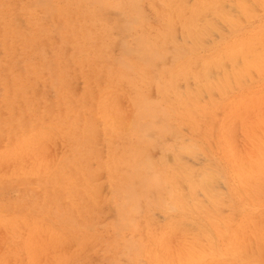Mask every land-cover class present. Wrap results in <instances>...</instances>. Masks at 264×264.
<instances>
[{"label": "rangeland", "instance_id": "374dc122", "mask_svg": "<svg viewBox=\"0 0 264 264\" xmlns=\"http://www.w3.org/2000/svg\"><path fill=\"white\" fill-rule=\"evenodd\" d=\"M31 1L0 0V264H264V0ZM136 95L156 115L139 120ZM106 108L128 127L115 131ZM136 152L152 176L132 180L135 202L111 173L131 175L122 158Z\"/></svg>", "mask_w": 264, "mask_h": 264}, {"label": "bare ground", "instance_id": "6f19581e", "mask_svg": "<svg viewBox=\"0 0 264 264\" xmlns=\"http://www.w3.org/2000/svg\"><path fill=\"white\" fill-rule=\"evenodd\" d=\"M24 1H25V0H24ZM38 1L40 2V0H38ZM42 1H43V0H42ZM48 1H50V0H48ZM77 1H78V0H77ZM77 1H76V2H77ZM115 1H116V0H115ZM122 1H123V0H122ZM30 2H33V1L30 0ZM30 2H29V3H30ZM36 2H37V0H36ZM45 2H46V1H45ZM50 2H51V1H50ZM65 2H66V0H65ZM70 2H71V1H70ZM74 2H75V1H74ZM74 2H73V3H74ZM83 2H84V1H83ZM100 2H101V1H100ZM102 2H103V1H102ZM109 2H110V0H108V4H109ZM112 2H113V1H112ZM117 2H118V1H117ZM117 2H115V3H117ZM119 2H120V1H119ZM119 2H118L117 4H120ZM127 2H128V1H127ZM23 3H25V2H23ZM34 3H35V2H34ZM48 3H49V2H48ZM77 3H78V2H77ZM91 3H92V1H91ZM129 3H130V4H129V5L127 4V5H128V7H131L132 0H131V2H129ZM30 4L33 5V3H30ZM37 4H38V3H37ZM46 4H47V3H46ZM58 4H60V3H58ZM65 4H66V3H65ZM88 4H89V1H88ZM93 4H94V2H93ZM95 4H96V3H95ZM110 4H112V3L110 2ZM117 4H115V5H117ZM125 4H126V2H125ZM132 4H133V3H132ZM159 4H160V3H159ZM28 5H29V4H28ZM81 5H82V4H81ZM83 5H84V4H83ZM115 5H114V3H113V6H114V7H116ZM135 5H136V4H135ZM135 5H132V8H135V7H133V6H135ZM209 5H211V4H209ZM1 6H2V5H1ZM40 6H41V5H40ZM52 6H53V4H52ZM52 6H51V7H52ZM55 6H56V5H55ZM66 6H67V5H66ZM86 6H87V5H86ZM91 6H92V5H91ZM94 6H95V5H94ZM103 6H104V3H103ZM105 6H106V5H105ZM113 6H112V7H113ZM205 6H206V5H205ZM205 6H204V7H205ZM23 7H25V5H24ZM29 7H30V6H29ZM38 7H39V6H38ZM44 7H45V6H44ZM47 7H49L48 4H47ZM59 7H60V6H59ZM61 7H62V6H61ZM71 7H73V5H72ZM71 7H70V8H71ZM110 7H111V6H109V8H110ZM181 7H182V5H181ZM3 8H4V6H3ZM3 8H2V9H3ZM32 8H33V7H32ZM41 8H42V7H41ZM56 8H57V7H56ZM62 8H63V7H62ZM68 8H69V7H68ZM68 8H67L66 10H68ZM86 8H87V7H86ZM94 8H95V7H94ZM173 8H174V6H173ZM179 8H180V7H179ZM25 9H26V8H25ZM44 9H46V7H45ZM52 9H54V8H52ZM80 9H81V8H80ZM90 9H91V7H90ZM90 9L88 8V11H90ZM92 9H93V6H92ZM112 9L115 10V8H112ZM119 9H120V8H119ZM119 9H118V10H119ZM122 9H123V8H122ZM135 9H136V10L139 9V5H137V7H136ZM23 10H24V8H23ZM26 10H28V8H27ZM32 10H33V9H32ZM42 10H43V9H42ZM48 10H49V9H47L46 11H48ZM57 10H58V9H57ZM59 10H60V9H59ZM69 10H70V9H69ZM69 10H68V11H69ZM71 10H72V9H71ZM81 10H82V9H81ZM116 10H117V9H116ZM131 10H132V9H131ZM179 10H180V9H179ZM182 10H184V9H182ZM182 10H180V11H182ZM200 10H201V9H200ZM4 11H5V10H4ZM50 11H51V9H50ZM50 11H48V12H50ZM68 11H67V12H68ZM82 11H83V10H82ZM92 11H93V10H92ZM128 11H129V9L127 10V8H126V12H128ZM137 11H139V10H137ZM137 11H135V12H137ZM0 12H2V10H1ZM56 12H57V11H56ZM70 12H73V11H70ZM70 12H69V14H70ZM119 12H121V11H119ZM122 12H125V9H124V11L122 10ZM197 12H198V9L195 10V13H197ZM15 13H16V12H15ZM64 13H66V12H64ZM73 13H74V12H73ZM73 13H72V14H73ZM78 13H79V12H78ZM131 13H132V12H131ZM21 14H22V13H21ZM23 14L25 15V13H23ZM26 14H27V13H26ZM50 14H51V13H50ZM61 14H62V12H61ZM74 14H75V13H74ZM125 14H126V13H125ZM127 14H129V13H127ZM1 15H2V14H1ZM57 15H60V14H57ZM62 15H63V14H62ZM96 15H97V16H102V12L99 11L98 13H96ZM120 15H121V13H120ZM135 15L137 16L138 13H137V14L135 13L134 16H135ZM28 16H29V15H28ZM65 16H66V15H65ZM69 16H70V15H69ZM86 16H87V15H86ZM89 16H92V15H89ZM121 16H123V13H122ZM132 16H133V15H132ZM136 16H135V17H136ZM5 17H6V16H5ZM29 17H30V16H29ZM42 17H43V16H42ZM45 17H46V16H45ZM57 17H58V16H57ZM119 17H120V16H119ZM123 17H124V16H123ZM129 17H131V16L129 15ZM40 18H41V17H40ZM63 18H65V17H63ZM69 18H70V17H69ZM72 18H73V17H72ZM91 18L93 19V17H91ZM101 18H104V17H101ZM125 18H126V16H125ZM132 18H134V17H132ZM34 19H35V18H34ZM43 19H44V18H43ZM46 19L48 20V18H46ZM73 19H74V18H73ZM76 19H78V18H76ZM76 19H75V20H76ZM80 19H81V18H80ZM82 19H83V18H82ZM86 19H87V17H86ZM120 19H121V18H120ZM127 19H128V18H127ZM190 19H191V20L186 19L185 21H186V23H187L188 32H189V33H192L193 24H194L195 22H194V17H192V18H190ZM3 20H4V19H3ZM44 20H45V19H44ZM47 20H46V23L48 24L49 21H47ZM62 20H63V19H62ZM62 20L59 19V21H62ZM95 20H96V19H95ZM32 21H33V20H32ZM50 21H51V20H50ZM68 21H69V19H68ZM71 21H72V20H71ZM81 21H83V20H81ZM105 21H106V20H105ZM120 21H121V23H122V22L124 21V18H123V21H122V20H120ZM5 22H6V21H5ZM5 22H4V23H5ZM9 22H10V21H9ZM11 22H12V21H11ZM42 22H44V21H42ZM42 22H41V23H42ZM73 22H74V21H73ZM83 22H84V21H83ZM85 22H86V21H85ZM128 22H129V26H130V25H131V24H130V23H131V20H127L126 23L123 22V25L126 26V24H127ZM1 23H2V22H1ZM6 23H7V22H6ZM12 23H13V22H12ZM46 23H44V24H46ZM51 23H53V22H51ZM54 23H55V22H54ZM58 23H59V22H58ZM58 23H57V24H58ZM60 23H62V22H60ZM64 23H68V22L65 21ZM88 23H90V22H88ZM102 23H103V22H102ZM104 23H105V22H104ZM2 24H3V23H2ZM38 24H40V23H38ZM44 24H43V25H44ZM57 24H56V26H57ZM69 24H70V23H69ZM8 25H9V24H7V27H9L11 24H10L9 26H8ZM14 25H15V23H14ZM41 25H42V24H41ZM50 25H51V24H50ZM103 25H104V24H103ZM123 25H122V26H123ZM0 26H2V25L0 24ZM56 26H54V27L56 28ZM59 26L62 27V25H60V24H59ZM65 26H66V25H64L63 27H65ZM71 26H72V25H71ZM82 26H83V24H82ZM88 26L90 27V24H89ZM122 26H121V27H122ZM38 27H39V26H38ZM54 27H53V29H54ZM66 27H70V25H69V26L67 25ZM92 27H93V26H92ZM106 27H107V26H106ZM126 27H127V26H126ZM126 27H125L124 29H126ZM16 28H17V27H16ZM46 28H47V27H46ZM99 28H100V27H99ZM117 28H118V27H117ZM128 28H129V27H128ZM128 28H127V29H128ZM0 29H1V28H0ZM12 29H13V28H12ZM14 29H15V28H14ZM19 29H20V28H19ZM33 29H35V28H33ZM36 29H37V28H36ZM40 29H41V28H40ZM53 29H52V30H53ZM67 29H68V28H67ZM69 29L71 30L72 27L69 28ZM69 29H68V31H69ZM97 29H98V28H97ZM100 29H102V28H100ZM105 29H106V28H105ZM129 29H130V28H129ZM6 30H7V29H6ZM60 30H61V29H60ZM95 30H96V29H95ZM106 30H107V29H106ZM200 30H201V29H200ZM1 31H2V30H1ZM4 31H5V30H4ZM12 31H13V30H12ZM53 31H54V30H53ZM64 31H65V32H68L66 29H65ZM71 31H72V30H71ZM71 31H69V32L71 33ZM93 31H94V30H93ZM101 31H102V30H101ZM128 31H129V30H128ZM201 31H202V30H201ZM20 32H21V31H20ZM20 32H19V33H20ZM39 32L41 33V30H40ZM57 32H58V31H57ZM102 32H103V31H102ZM1 33H2V32H1ZM23 33H24V32H23ZM23 33H21V35H22ZM40 33H39V34H40ZM70 33H69V34H70ZM28 34H29V33H28ZM37 34H38V33H37ZM45 34H46V33H45ZM50 34H51V33H50ZM50 34H49V36H51ZM56 34H57V33H56ZM56 34H55V35H56ZM58 34H59V32H58ZM58 34H57V35H58ZM61 34H62V32H61ZM61 34H60V35H61ZM73 34H74V33H73ZM94 34H95V32H94ZM194 34H195V33H194ZM199 34H200V33H199ZM57 35H56V36H57ZM67 35H68V34H67ZM70 35H72V34H70ZM70 35H69V36H70ZM97 35H98V34H97ZM99 35H100V34H99ZM1 36H2V35H1ZM1 36H0V37H1ZM3 36H4V35H3ZM3 36H2V37H3ZM16 36H17V35H16ZM62 36H63V34H62ZM62 36H61V37H62ZM75 36L78 37L77 35H75ZM2 37H1V38H2ZM4 37L6 38V36H4ZM23 37H24V35H23ZM23 37H22V38H23ZM25 37H26V35H25ZM47 37H48V36H47ZM47 37H46V38H47ZM76 37H75V38H76ZM83 37H84V36H83ZM83 37H82V39H83ZM124 37H125V35H124ZM124 37H123V38H124ZM5 38H2V39H5ZM11 38H12V37H11ZM20 38H21V37H20ZM64 38H66V37H64ZM72 38H73V37H72ZM92 38H93V37H92ZM99 38H101V35H100ZM197 38H198V37H197ZM68 39H69V38H68ZM68 39H67V40H68ZM85 39H86V38H85ZM85 39H84V40H81V41H85ZM87 39H88V38H87ZM124 39H125V38H124ZM141 39H142V38H141ZM141 39H140V41H141ZM18 40H20V39H18ZM21 40H22V39H21ZM39 40H40V39H39ZM64 40H66V39H64ZM71 40H72V39H71ZM90 40H91V39H90ZM115 40H116V39H115ZM3 41H4V40H3ZM5 41H6V40H5ZM5 41H4V42H5ZM16 41H17V40H16ZM16 41H15V44H16ZM40 41H41V40H40ZM60 41H61V40H60ZM60 41H59V42H60ZM74 41H75V40H73V42H74ZM81 41H80V42H81ZM112 41H113V40H112ZM119 41H120V40H118V42H119ZM92 42H93V41H92ZM123 42H125V40L122 41V44H124ZM146 42H148V41H146ZM13 43H14V42H13ZM119 43H120V42H119ZM141 43H143V42L141 41ZM3 44H4V43H3ZM92 44L94 45V42H93ZM116 44H117V42H116ZM122 44H121V45H122ZM8 45H9V44H7V46H8ZM77 45L80 47L82 44H80V43L78 42ZM93 45H92V46H93ZM95 45H96V44H95ZM126 45H127V43L125 42L124 47H125ZM137 45H138V44H137ZM7 46H6V47H7ZM63 46H64V45H63ZM139 46H140V45H139ZM145 46H146V45H145ZM145 46L143 45V47H145ZM149 46H150V45H149ZM0 47H1V46H0ZM64 47H65V46H64ZM79 47H77V48H79ZM104 47H106V46H104ZM126 47H127V46H126ZM131 47H132V46H131ZM131 47H130V48H125V49H127V50H125V49H123V50H125V52H126V51H128V49H129L128 52L131 53V52H130V51H131L130 49H133V47H132V48H131ZM134 47H135V46H134ZM146 47H147V46H146ZM7 48H8V47H7ZM62 48H63V47H62ZM81 48H82V47H81ZM86 48H87V47H86ZM88 48H90V47L88 46ZM96 48H97V47H96ZM135 48H136V47H135ZM135 48H134L135 51H137V50L139 49V48H137V49H135ZM141 48H142V47H141ZM141 48H140V52H141V50H142ZM149 48H151V46H150ZM177 48H179V47H177ZM180 48L182 49V51L184 50V48H182V47H180ZM145 49H146V48H145ZM145 49H143V53H144V50H145ZM153 49H154L153 51H155V48H153ZM160 49H161V48H160ZM94 50H95V49H94ZM104 50H105V49H104ZM134 50H132V52L136 53ZM162 50H163V48H162ZM230 50H231V49H230ZM105 51H106V50H105ZM105 51H104V52H105ZM146 51H147V50H145V52H146ZM148 51H149V50H148ZM150 51H151V50H150ZM153 51H152V53H153ZM178 51H179V50H178ZM63 52H64V51H63ZM108 52H109V50H108ZM155 52H156V51H155ZM163 52H165V50H164ZM179 52H180V51H179ZM230 52H231V51H230ZM58 53H59V52H58ZM72 53H73V52H72ZM96 53H97V52H96ZM138 53H139V50H138ZM138 53H137V54H138ZM148 53H150V52H148ZM166 53H167V52H165L164 55H166ZM56 54H57V53H56ZM60 54H62V53H60ZM73 54H75V53H73ZM125 54H126V53H125ZM125 54H124V55H125ZM141 54H142V53H141ZM141 54H140V55H141ZM150 54H151V53H150ZM229 54H230V53H229ZM64 55H65V54H64ZM69 55H70V54H69ZM99 55H100V54H99ZM124 55H123V56H124ZM142 55H143V54H142ZM142 55H141L142 58H141V57H140V58L144 60L145 64H147L148 62H150L149 60H148V62L146 61V60H147V56H146V55H145V56H142ZM147 55H148V54H147ZM151 55H152V54H151ZM158 55H159V54H158ZM108 56H109V55H108ZM149 56H150V55H149ZM149 56H148V57H149ZM153 56H154V55H152V58H155V56H154V57H153ZM156 56H157V55H156ZM51 57H52V56H51ZM53 57H54V56H53ZM65 57H66V56H65ZM65 57H64V58H65ZM68 57H70V56H68ZM100 57H102V56H100ZM138 57H139V55H138ZM157 57H158V56H157ZM157 57H156V58H157ZM161 57H163V56H161ZM168 57H169V56H167V58H168ZM55 58H56V57H55ZM57 58H58V57H57ZM112 58H113V57H112ZM117 58H118V57H117ZM119 58H121V56H119ZM125 58H127V57H125ZM125 58H124V59H125ZM149 58H150V57H149ZM149 58H148V59H149ZM152 58H151V59H152ZM95 59H96V58H95ZM122 59H123V58H122ZM122 59H121V60H122ZM137 59H138V58H137ZM157 59H159V58H157ZM160 59H161V58H160ZM58 60H59V59H58ZM64 60H66V59H64ZM68 60L71 61V59H68ZM72 60H73V59H72ZM111 60H112V59H111ZM111 60H110V61H111ZM113 60H114V59H113ZM125 60H126V59H125ZM128 60H129V59H127L126 61H128ZM154 60H155V59H154ZM98 61H99V59H98ZM126 61H125V63H126ZM162 61H163V60H162ZM64 62H65V61H64ZM73 62H74V61H73ZM115 62H116V61H115ZM138 62H141V61L139 60ZM151 62H152V61H151ZM153 62H155V61H153ZM65 63H66V62H65ZM65 63H64V64H65ZM68 63H69V61H68ZM74 63H75V62H74ZM93 63H94V62H93ZM106 63H110V62H106ZM117 63H118V62H117ZM117 63H116V64H117ZM123 63H124V62H123ZM125 63H124V64H125ZM203 63H204V62H203ZM203 63H202V64H203ZM58 64H61V63H58ZM58 64L56 65L57 67H58ZM94 64H95V63H94ZM97 64H98V63H97ZM97 64H96V65H97ZM111 64H112V63H111ZM149 64H150V63H149ZM152 64H154V63H152ZM156 64H157V62H156ZM202 64H201V65H202ZM46 65H47V64H46ZM46 65H45V66H46ZM91 65H92V64H91ZM99 65H100V61H99ZM107 65H109V64H107ZM112 65H113V64H112ZM117 65H118V64H117ZM138 65H139V64H138ZM143 65H144V64H143ZM193 65H194V64H193ZM193 65H192V66H193ZM245 65H246V64H245ZM76 66H77V65H76ZM81 66H82V65H81ZM81 66H80V67L77 66V67H79V68L81 69ZM119 66H120V65H119ZM139 66H140V65H139ZM149 66L152 67V65H149ZM153 66H154V65H153ZM194 66H195V65H194ZM246 66H247V65H246ZM129 67H130V66H129ZM135 67H136V65H135ZM145 67H146V66H145ZM147 67H148V66H147ZM147 67H146V68H147ZM118 68H119V67H118ZM118 68H117V70H118ZM122 68H123V67H122ZM125 68H128V67H125ZM132 68L134 69V67H132ZM153 68H154V67H153ZM36 69H37V68H36ZM51 69H52V68H51ZM58 69H59V67H58ZM60 69H61V68H60ZM91 69H92V68H91ZM95 69H96V67H95ZM123 69H124V68H123ZM135 69H136V68H135ZM180 69H182V68H180ZM206 69H207V68H206ZM206 69H204V70H202L201 72H199V73H198V76H204V75H205V72H206ZM43 70H44V68L42 69V71H43ZM56 70H57V68H56ZM56 70H54L56 74L54 73L53 69H52V72H53V74L58 75V74H57L58 72H56ZM124 70H125V69H124ZM144 70H145V69H144ZM149 70H150V69H149ZM149 70H148V72H149ZM157 70H158V69H157ZM22 71H23V70H22ZM37 71H38V70H37ZM98 71H99V70H98ZM125 71H126V70H125ZM134 71H137V70H134ZM139 71H140V70H139ZM153 71H156V70H153ZM181 71H182V70H181ZM237 71H238V70H237ZM18 72H19V71H18ZM33 72H34V70H33ZM33 72H32V73H33ZM50 72H51V71H49L48 73H50ZM108 72H109V71H108ZM118 72H119V71H118ZM118 72H117V73H118ZM137 72H138V71H137ZM151 72H152V71H151ZM235 72H236V71H235ZM242 72H243V71H242ZM21 73H22V72H21ZM21 73H20V74H21ZM23 73H24V72H23ZM85 73H86V72H85ZM96 73H97V72H96ZM114 73H115V72H114ZM117 73H116V74H117ZM120 73H121V70H120ZM122 73H123V72H122ZM152 73H153V72H152ZM152 73H151V74H152ZM154 73H155V72H154ZM24 74H25V73H24ZM36 74H38V73H36ZM41 74H42V73H41ZM94 74H95V73H94ZM131 74H132V73H131ZM135 74H136V73H135ZM139 74H140V73H139ZM141 74H142V73H141ZM143 74H144V73H143ZM156 74H157V73H155L154 76H157ZM45 75H46V73H45ZM63 75H64V74H63ZM152 75H153V74H152ZM18 76H19V75H18ZM24 76H25V75H24ZM34 76H35V75H34ZM48 76H49V75H48ZM48 76H47V77H48ZM60 76H61V75H60ZM117 76H118V75H116V77H117ZM131 76H132V75H131ZM138 76H139V75H138ZM150 76H151V75H150ZM236 76H237V74H236ZM36 77H37V76H36ZM44 77H45V76H44ZM89 77H90V76H89ZM119 77H120V76H119ZM135 77H136V76H135ZM139 77H140V76H139ZM141 77H142V76H141ZM147 77H149V76H147ZM159 77H160V76H159ZM111 78H112V77H111ZM47 79H49V77H48ZM89 79H90V78H89ZM96 79H97V78H96ZM112 79H113V78H112ZM114 79H115V81H116L117 78H114ZM114 79H113V80H114ZM134 79H135V78H134ZM142 79H144V78H142ZM38 80H39V79H38ZM49 80H50V79H49ZM49 80H48V81H49ZM57 80H58V79H57ZM98 80H99V79H98ZM100 80H101V79H100ZM113 80H112V81H113ZM51 81H52V80H51ZM51 81H50V82H51ZM112 81H111V82H112ZM123 81H124V79H123ZM126 81H127V80H126ZM56 82L59 83V82H61V80H59V82H58V81H56ZM56 82H55V83H56ZM97 82H98V81H97ZM128 82H129V80H128ZM133 82H134V81H133ZM154 82H155V81H154ZM168 82H169V81H168ZM61 83H63V82H61ZM157 83H158V82H157ZM20 84H21V83H20ZM159 84H160V83H159ZM162 84H163V82H162ZM15 85H16V84H15ZM15 85H14V86H15ZM17 85H18V83H17ZM17 85H16V86H17ZM33 85H34V84H33ZM51 85H52V84H51ZM59 85H61V84H59ZM64 85H65V84H64ZM52 86H54V84H53ZM26 87H27V86H26ZM30 87H31V86H30ZM30 87H29V88H30ZM159 87H160V86H159ZM169 87H170V86H169ZM13 88H14V87H13ZM24 88H25V87H24ZM29 88H28V89H29ZM61 88H63V87H61ZM171 88H172V87H171ZM17 89H18V88H16V90H17ZM20 89H21V88H20ZM20 89H19V90H20ZM22 89H23V88H22ZM64 89H65V88H64ZM66 89H68V88L66 87ZM136 89H137V88H136ZM172 89H173V88H172ZM11 90H12V89H11ZM11 90H10V91H11ZM30 90H31V89H30ZM163 90H165V89H163ZM163 90H162V91H163ZM6 91H8V89H7ZM10 91H9V92H10ZM12 91H13V90H12ZM17 91H18V90H17ZM60 91H61V90H60ZM65 91H66V90H65ZM136 91H138V89H137ZM143 91H144V90H143ZM168 91H169V90H168ZM9 92H7V93H9ZM14 92H16V91L14 90ZM67 92H69V91H67ZM110 92H111V91H110ZM140 92H141V91L139 90V93H140ZM165 92H166V91H165ZM165 92H164V93H165ZM173 92H174V91H173ZM176 92H177V91H176ZM7 93H6V94H7ZM61 93H62V92H61ZM69 93H70V92H69ZM74 93H75V92H74ZM74 93H73V94H74ZM133 93H134V92H132V94H133ZM167 93H168V92H167ZM174 93H175V92H174ZM64 94H66V93L63 92V95H64ZM165 94H166V93H165ZM60 95H61V94H60ZM70 95H71V94H70ZM70 95H69V97H71ZM175 95H176V94H175ZM28 96H29V95H28ZM166 96H167V95H166ZM181 96H182V95H181ZM7 97H9V96H7ZM7 97H5V98H7ZM60 97H61V96H60ZM65 97H66V96H65ZM74 97H75V96H74ZM76 97L78 98L79 95L76 96ZM177 97H178V96H177ZM62 98H63V97H62ZM145 98H146V97H145ZM28 99H29V98H28ZM73 99H74V98H73ZM6 100H7V99H6ZM6 100H4V101H6ZM8 100H10V97H9ZM8 100H7V101H8ZM65 100H66V99H65ZM70 100H71V99H70ZM68 101H69V100H68ZM71 101H72V100H71ZM76 101H77V100H76ZM76 101H75V104L77 103ZM132 101H133V102H132L133 107L135 108L134 111H135V113L137 114V117L139 118V120H141V119L146 120V118L151 117V114L153 115L154 111L157 110V109H154V107H153V106L155 105L154 103H153V104L151 103V104L153 105V106H152L153 109H151V107H148L147 104H145V99L142 97V95H139V96L136 95V97H135L134 99H132ZM146 101H147V98H146ZM150 102H151V101H150V98H149V102H148V103L150 104ZM8 103H10V102H8ZM8 103L6 104V103L4 102V104H6V105H8ZM107 103H108V102H107ZM4 104H3V105H4ZM27 104H28V103H27ZM68 104H69V103H68ZM75 104H74V105H75ZM149 104H148V105H149ZM151 104H150V105H151ZM74 105H72V106H74ZM150 105H149V106H150ZM29 106H30V105H29ZM157 106H158V105H157ZM8 107H9V106H8ZM10 107H11V106H10ZM70 107H71V106H70ZM72 108H73V107H72ZM157 108H158V107H157ZM87 109H88V108H87ZM89 109H90V108H89ZM118 109H119V108H118ZM65 110H66V108H65ZM78 110H79V109H78ZM84 110H85V109H84ZM153 110H154V111H153ZM67 111H68V108H67ZM105 111H106L105 117L108 119V121H109V120L111 121V127H112L115 131H119V130H121V129H124V128L128 127V125H127V126L125 125L126 123H123V122L120 120V119L122 118V116H121V118H120V116H118V113H121V112H115V110H114L113 108L110 109V110H108V109L106 108ZM117 111H118V110H117ZM151 111H152L153 113H152ZM158 111H159V110H158ZM160 111H161V108H160ZM78 112H79V114H80V112H82V111L79 110ZM78 112H77V113H78ZM155 113H156V112H155ZM155 113H154V114H155ZM158 113H159V112H158ZM160 113H161V112H160ZM61 114H62V113H61ZM61 114H60V115H61ZM71 114H72V113H71ZM74 114H75V113H74ZM81 114H83V113H81ZM86 114H87V113H86ZM88 114H89V113H88ZM101 114H103V112H101ZM163 114H164V113H163ZM51 115H52V114H51ZM54 115H55V114H54ZM57 115H59V114H57ZM62 115H64V114H62ZM66 115H68L67 112H66ZM116 115H117V116H116ZM155 115H156V114H155ZM155 115H154V116H155ZM161 115H162V114H161ZM73 116H74V115H73ZM82 116H83V115H82ZM87 116H88V115H87ZM91 116H92V115H91ZM157 116H159V115H157ZM157 116H156V117H157ZM162 116H163V115H162ZM164 116H165V114H164ZM64 117H66V116H64ZM74 117H75V116H74ZM132 117H133V116H132ZM135 117H136V116H135ZM152 117H153V116H152ZM160 117H161V116H160ZM160 117H159V118H160ZM166 117H167V114H166ZM59 118H60V117H59ZM70 118H71V117H70ZM77 118H78V117H77ZM123 118H124V117H123ZM157 118H158V117H157ZM162 118H163V117H161V121H159V122H162ZM169 118H170V117H169ZM55 119H56V118H55ZM64 119H65V118H63V121H64ZM68 119H69V118H68ZM75 119H76V118H75ZM131 119H133V118H131ZM131 119H130V121H131ZM136 119H137V118H136ZM136 119H135V121H134L135 123H136ZM153 119H154V118H153ZM39 120H40V119H39ZM50 120H51V119H50ZM57 120H58V119H57ZM86 120H87V119H86ZM149 120H151V119H149ZM149 120H148V122H149ZM67 121H68V120H67ZM75 121H76V120H75ZM87 121H88V120H87ZM120 121H121L123 124L120 123ZM123 121H124V120H123ZM130 121H129V122H130ZM141 121H142V120H141ZM146 121H147V120H146ZM154 121H155V119H154ZM154 121L151 120V122H149V123H151V126H152V127L154 126V123H153ZM156 121H157V119H156ZM164 121H165V120H164ZM41 122H42V119H41ZM46 122H47V121H46ZM69 122H72V121H69ZM131 122H132V121H131ZM137 122H138V120H137ZM148 122H143V123L141 124V126H142V128H143V126H144L145 133H146V131H147V133L150 134V132H148V131H149V130L151 131V128H152V127L149 128L150 125L148 124V126H149L148 129H149V130H147V127L145 128V126H147L146 124H147ZM157 122H158V121H157ZM159 122H158V123H159ZM61 123H62V122H61ZM64 123H65V122H64ZM64 123H63V124H64ZM73 123H74V122H73ZM50 124H51V123H50ZM129 124H130V123H129ZM152 124H153V125H152ZM155 124H156V123H155ZM161 124H162V123H161ZM166 124H167V123H166ZM2 125H3V124H2ZM45 125H46V123H45ZM57 125H58V124H57ZM60 125H61V124H60ZM64 125H65V124H64ZM64 125H63V126H64ZM85 125H86V124H85ZM87 125H88V124H87ZM37 126H38V125H37ZM40 126H41V125H40ZM55 126H56V125H55ZM61 126H62V125H61ZM61 126H60V127H61ZM158 126H159V125H158ZM31 127H32V126H31ZM33 127H35V126H33ZM49 127H50V126H49ZM70 127H72V125H71ZM76 127H77V126H76ZM78 127H79V126H78ZM80 127H81V126H80ZM87 127H88V126H87ZM136 127H137V126H136ZM159 127H160V126H159ZM166 127H167V126H165V130H167ZM35 128H36V127H35ZM35 128H34V129H35ZM46 128H47V127H46ZM74 128H75V127H74ZM83 128H85V127H83ZM90 128H92V126H91ZM94 128H95V127H94ZM137 128H138V127H137ZM142 128H141V129H142ZM156 128H157V126H156ZM161 128H162V127H161ZM167 128H168V127H167ZM41 129H43V128H41ZM41 129H40V130H41ZM51 129H52V128H51ZM57 129H58V127H57ZM61 129H62V128H61ZM65 129H66V128H65ZM65 129H64V130H65ZM68 129H69V128H68ZM68 129H67V130H68ZM75 129H76V128H75ZM85 129H87V128H85ZM133 129H134V127H133ZM133 129H132V130H133ZM138 129H140V127H139ZM153 129H154V127L152 128V130H153ZM44 130H45V129H44ZM55 130H56V129H55ZM142 130H143V129H142ZM142 130H141V131H142ZM159 130H160V129H159ZM29 131H30V130H29ZM47 131H48V130H47ZM47 131H46V132H47ZM53 131H54V130H53ZM65 131H66V130H65ZM65 131H63V132H65ZM71 131H72V130H71ZM74 131H75V130H74ZM86 131H87V130H86ZM107 131H108V130H107ZM127 131H128V130H127ZM130 131H131V130H130ZM135 131H136V130H135ZM141 131H140V132H141ZM153 131H154V130H153ZM160 131H161V130H160ZM162 131L165 132L163 129H162ZM48 132H49V131H48ZM54 132H56V131H54ZM72 132H73V131H72ZM76 132H77V131H76ZM80 132H82V131H80ZM83 132H85V131H83ZM154 132H155V131H154ZM154 132H151V133H154ZM27 133H29V132H27ZM33 133H34V132H33ZM112 133H113V132H112ZM117 133H118V132H117ZM117 133H116V134H117ZM122 133H123V132H122ZM135 133H136V132H135ZM145 133H144V134H145ZM158 133H160V132L158 131ZM74 134H75V133H74ZM86 134H87V133H86ZM89 134H91V133H89ZM105 134H106V133H105ZM140 134H141V133H139V135H140ZM144 134H142V135H140V136H143ZM155 134H156V133L153 134L154 138L156 137ZM26 135H28V134H26ZM36 135H37V134H36ZM145 135H147V134H145ZM150 135H151V134H150ZM162 135H163V134H162ZM87 136H88V135H87ZM148 136H149V135H148ZM151 136H152V135H151ZM153 136H152V138H153ZM35 137H36V136H35ZM68 137H70V136H68ZM143 137H144V136H143ZM26 138H27V137H26ZM73 138H74V137H73ZM150 138H151V137H150ZM156 139H157V138H156ZM69 140H70V139H69ZM71 140H72V139H71ZM73 140H74V139H73ZM144 141H145V140H144ZM154 141H155V139H153V142H154ZM72 142H73V141H72ZM76 142H77V141H76ZM76 142H75V143H76ZM79 142H80V141H79ZM96 142H97V141H96ZM100 142H101V141H100ZM73 143H74V142H73ZM86 143H88V142H86ZM91 143H92V142H91ZM78 144H79V143H78ZM141 144H142V143H141ZM147 144H148V143H147ZM153 144H154V143H153ZM73 145H74V144H73ZM94 145H95V143H94ZM145 145H146V144H145ZM89 146H91V144H90ZM95 146H96V145H95ZM151 146H152V145H151ZM93 148H94V147H93ZM95 148H96V147H95ZM129 148H130V147H129ZM70 149H72V148H70ZM85 149H87V148H85ZM96 149H98V148H96ZM96 149H95V150H96ZM15 150H18V149L16 148ZM80 150H81V149H80ZM68 151H69V150H68ZM72 151H73V149H72ZM88 151H89V150H88ZM88 151H87V152H88ZM90 151H91V150H90ZM97 151H98V150H97ZM69 152H70V151H69ZM69 152H68V153H69ZM78 152H80V151H78ZM93 152H94V151H93ZM93 152H92V153H93ZM128 152H129V151H128ZM71 153H72V152H71ZM83 153H84V152H83ZM85 154H86V153H85ZM90 154H91V152H90ZM95 154H96V153H95ZM130 154H131V153H130ZM66 155H67V154H66ZM66 155H65V156H66ZM83 155H84V154H83ZM67 156H68V155H67ZM71 156H72V155H71ZM94 156H95V155H94ZM71 158H72V157H71ZM144 158H145V157H144ZM69 159H70V158H69ZM69 159H68V160H69ZM74 159H75V156H74L73 160H74ZM122 159L124 160V161H123L124 163L128 164V165L132 168V170H133L132 172H133V173H132L131 175H123V174L121 175V174H119L118 172H116L115 169H114V172H115L116 174H115V173H113V174L111 173V175H112L113 177H115V180H117L120 184L123 183V185H124V184L127 183V185H126L127 187H126V186H125L126 188L123 187V188H125L126 192L123 193V194H124V197H123V196H122V197H123L124 199H129V200H132V201L134 200V201L136 202L137 199H140V200H141V198H140V197L138 198V196H139V195H138V192H137L135 189H133L135 186L133 187V186H132L133 183H131V182H132V180H134V179L140 180V181L142 182V183L140 182V184H143V185H141V186H144V189H145V188L147 187V185L149 184V183H147V182H148L147 180H148V177H149V174H150V173H146L148 170L145 171V167H142V166H141V165H142L141 161L144 160V159L141 158V156H140V152H136L135 155H129V156H127V157H123ZM150 159H151V158H150ZM70 160H71V159H70ZM80 160H81V159H80ZM82 160H83V159H82ZM117 160H118V158H117ZM75 161H76V160H75ZM75 161H73V162H75ZM78 161H79V160H78ZM118 161H119V160H118ZM60 162H61V161H60ZM142 162H143V161H142ZM55 163H56V162H55ZM75 163H76V162H75ZM79 163H80V161H79ZM81 163H82V162H81ZM69 164H70V163H69ZM166 164H167V163H166ZM47 165H48V164H46V166H47ZM65 165H66V164H65ZM80 165H81V164H80ZM50 166H51V165H49L48 167H50ZM54 166H55V165H54ZM54 166H53V167H54ZM84 166H85V165H84ZM115 166H117V165L115 164ZM166 166H167V165H166ZM53 167H52V168H53ZM67 167H69V166H67ZM80 167H81V166H80ZM80 167L78 168V170L80 169ZM147 167L149 168L150 165H148ZM154 167H155V166H154ZM164 167H165V166H164ZM44 168H45V167H44ZM44 168H43V170H44ZM57 168H58V167H57ZM69 168H70V167H69ZM114 168H115V167H114ZM54 169H55V168H54ZM54 169H53V170H54ZM76 169H77V168H76ZM76 169H75V170H76ZM149 169H150V168H149ZM162 169H163V168H162ZM30 170H31V169H30ZM33 170H34V168H33ZM67 170H68V169H67ZM124 170H125V169H124ZM28 171H29V170H28ZM45 171H46V170H45ZM64 171H65V170H64ZM153 171H154V170H153ZM162 171H163V170H162ZM33 172H34V171H33ZM53 172H54V171H53ZM74 172H75V171H74ZM124 172H125V171H124ZM45 173H46V172H45ZM66 173H67V172H66ZM70 173H71V172H70ZM87 173H88V172H87ZM125 173H126V172H125ZM151 173H152V172H151ZM43 174H44V173H43ZM76 174H77V172H76ZM90 174H91V173H90ZM164 174H165V172H164ZM37 175H38V174H37ZM49 175H50V174H49ZM68 175H69V174H68ZM68 175H67V176H68ZM77 175H78V174H77ZM77 175H76V176H77ZM150 175H151V174H150ZM165 175H166V174H165ZM42 176H43V175H42ZM151 176H152V175H151ZM151 176H150V177H151ZM153 176H154V174H153ZM58 177H59V176H58ZM74 177H75V176H74ZM165 177H166V176H165ZM16 178H17V177H16ZM20 178H21V177H20ZM20 178H19V180H20ZM40 178H41V177H40ZM40 178H39V179H40ZM67 178H68V177H67ZM71 178H73V177L71 176ZM151 178H152V177H151ZM166 178H167V177H166ZM14 179H15V178H14ZM23 179H24V178H22V180H23ZM46 179H47V178H46ZM58 179H59V178H58ZM85 179H86V178H85ZM85 179H84V180H85ZM152 179H153V178H152ZM167 179H169V178H167ZM17 180H18V179H17ZM41 180H42V179H41ZM65 180H66V179H65ZM137 180H136V181H137ZM6 181H7V180H6ZM36 181H37V180H36ZM67 181H68V180H67ZM149 181H150V180H149ZM171 181H172V180H171ZM28 182H29V181H28ZM37 182H38V181H37ZM37 182H36V183H37ZM61 182H62V181H61ZM92 182H94V181H92ZM118 182H116V183H118ZM134 182H135V180H134ZM152 182H153V181H152ZM34 183H35V182H34ZM78 183H79V182H78ZM130 183H131V184H130ZM153 183H154V182H153ZM93 184H94V183H93ZM146 184H147V185H146ZM10 185H11V184H10ZM14 185H15V184H14ZM23 185H24V184H23ZM30 185H31V184H30ZM49 185H50V184H49ZM54 185H55V184H54ZM63 185H64V184H63ZM79 185H80V184H79ZM123 185H122V186H123ZM149 185H151V181H150V184H149ZM15 186H16V185H15ZM17 186H18V185H17ZM17 186H16V187H17ZM51 186H52V185H51ZM60 186H61V185H60ZM66 186H69V185H66ZM91 186H92V185H91ZM91 186H90V187H91ZM114 186H115V185H114ZM24 187H25V185H24ZM53 187H54V186H53ZM53 187H51V189H52ZM71 187H72V186H71ZM151 187L153 188V186H151ZM155 187H156V185H155ZM159 187H160V186H159ZM31 188H32V187H31ZM48 188H49V187H48ZM72 188H74V187H72ZM120 188H121V187H120ZM123 188H122V189H123ZM45 189H46V188H45ZM49 189H50V188H49ZM67 189H70V188L67 187ZM67 189H65V190H67ZM75 189H76V188H75ZM77 189H78V187H77ZM111 189H112V188H111ZM114 189H115V187H114ZM150 189H151V188H150ZM150 189H149V186H148V189H146V190H150ZM71 190H72V189H71ZM116 190H117V191H116ZM116 190H114V191H116V194H117V192H118V187H117ZM134 190H135V191H134ZM146 190H144V191H146ZM51 191H52V190H51ZM63 191H64V190H63ZM109 191H110V190H109ZM123 191H124V189H123ZM155 191H156V192L158 191L157 188H155ZM155 191H153V192H155ZM47 192L49 193V191H47ZM67 192H68V191H67ZM141 192H142V191H141ZM149 192H150V191H149ZM158 192H159V191H158ZM22 193H23V192H22ZM145 193L147 194L148 192L146 191ZM20 194H21V192H20ZM38 194H39V193H38ZM45 194H46V192H45ZM55 194H57V193H55ZM143 194H144V193H143ZM146 194H145V195H146ZM150 194H151V193H150ZM32 195H33V194H32ZM47 195H48V194H46V196H47ZM73 195H75V194H73ZM141 195H142V193H141ZM141 195H140V196H141ZM148 195H149V194H148ZM148 195H146V196H148ZM152 195H154V194H152ZM160 195H161V194H160ZM160 195H159V196H160ZM18 196H19V195H18ZM69 196H70V195H69ZM82 196H83V195H82ZM112 196H113V195H112ZM37 197H40V198H41L42 196H37ZM61 197H62V195H61ZM79 197H80V196H79ZM120 197H121V196H120ZM150 197H151V196H150ZM22 198H23V197H22ZM57 198H58V197H57ZM111 198H112V197H111ZM153 198H154V197H152V198H150V199H153ZM161 198H162V197H161ZM24 199H25V198H24ZM38 199H39V198H38ZM53 199H54V198H53ZM150 199H149V201H151ZM21 200H22V199H21ZM40 200H41V199H40ZM74 200H75V199H74ZM111 200H112V199H111ZM121 200H122V199H121ZM129 200H128V201L125 200V201L129 202ZM142 200H143V198H142ZM153 200H154V199H153ZM18 201H19V200H18ZM49 201H50V200H49ZM57 201H58V200H57ZM59 202H60V201H59ZM127 202H125V203H127ZM43 203H44V200H43ZM55 203H56V202H55ZM133 203H134V202H133ZM137 203H138V202H137ZM127 204H128V203H127ZM129 204H130V202H129ZM66 205H67V204H66ZM124 205H126V204L123 203V206H124ZM132 205H134V204H132ZM135 205H136V204H135ZM137 205H138V204H137ZM137 205H136V209H137ZM39 206H40V205H39ZM45 206H46V205H45ZM138 206H139V205H138ZM114 207H115V205H114ZM124 207H125V206H124ZM131 207H133V206H131ZM134 207H135V206H134ZM16 208H17V207H16ZM16 208H15V209H16ZM35 208H36V207H35ZM35 208H34V209H35ZM39 208H40V207H39ZM46 208H48V207H46ZM66 208H67V207H66ZM68 208H69V207H68ZM32 209H33V208H32ZM36 209H38V208H36ZM114 209H115V208H114ZM127 209H128V208H127ZM134 209H135V208H134ZM3 210H5V208H4ZM3 210H1V211H3ZM70 210H71V209H70ZM33 211H34V210H33ZM124 211H125V209H124ZM127 211H128V210H126V212H127ZM7 212H8V211H7ZM36 212H37V211H36ZM69 212H70V211H69ZM32 213H33V212H32ZM40 213H41V212H40ZM49 213H50V212H49ZM57 213H58V212H57ZM57 213H56V214H57ZM59 213H60V212H59ZM61 213H62V212H61ZM70 213H71V212H70ZM121 213H122V211H121ZM15 214H16V213H15ZM51 214H52V212H51ZM64 214H65V213H64ZM72 214H73V212H72ZM122 214H123V213H122ZM132 214H133V213H132ZM132 214H131V215H132ZM8 215H9V214H8ZM42 215H43V214H42ZM70 215H71V214H70ZM16 216H17V215H16ZM71 216H73V215H71ZM43 217H44V216H43ZM50 217H51V216H50ZM66 217H67V214H66ZM66 217H65V218H66ZM119 217H122V216H119ZM39 218H40V217H39ZM41 218H42V217H41ZM46 218H48V217H46ZM54 218H57V217H54ZM54 218H53V219H54ZM59 218L61 219L62 217H59ZM68 218H69V217H68ZM75 218H76V217H75ZM8 219H10V218H7V220H8ZM62 220H63V219H62ZM9 221H10V220H9ZM41 221H42V220H41ZM49 221H50V220H49ZM55 221H56V220H55ZM5 222H6V221H5ZM56 222H59V221L57 220ZM75 222H76V221H75ZM3 223H4V222H3ZM7 223H8V222H7ZM41 223H42V222H41ZM45 223H47V222H45ZM49 223H50V222H49ZM62 223H63V222H62ZM69 223H70V222H69ZM119 223H120V222H118V224H119ZM126 223H127V222H125V224H121V225H124V226L127 225V226H128V224H126ZM70 224H71V223H70ZM73 224H74V223H73ZM80 224H81V223H80ZM9 225L11 226V224H9ZM63 225H64V224H63ZM121 225H120V226H121ZM10 226H9V227H10ZM13 226H14V225H13ZM40 226H41V225H40ZM77 226H78V224H77ZM77 226H76V227H77ZM124 226H123V227H124ZM15 227H16V225H15ZM57 227H60V225L56 226V228H57ZM63 227H66V226H63ZM121 227H122V226H121ZM121 227H120V228H121ZM118 228H119V227H118ZM120 228H119V229H120ZM124 228H125V227H124ZM122 229H123V228H122ZM12 230H15V229L12 228ZM36 230H37V229H36ZM63 230H64V229H63ZM67 230H68V228H67ZM15 231H16V230H15ZM73 231H74V230H73ZM11 232H12V231H11ZM50 232H51V231H50ZM69 233H70V232H69ZM49 234H50V233H49ZM49 234H48V237H49ZM72 235H73V234H71V236H72ZM83 235H84V234H83ZM71 238H72V237H71ZM18 240H19V239H18ZM116 242H118V241H116ZM116 242H115V243H116ZM118 243H119V242H118ZM118 243H117V244H118ZM128 244H129V243H128ZM132 244H133V243H132ZM114 245H115V244H114ZM120 245H122V244H120ZM135 245H136V244H135ZM115 246H116V245H115ZM128 246H130V244H129ZM117 247H119V246H117ZM130 247H132V245H131ZM130 247H129V249H131ZM135 247H137V246H135ZM122 248H123V247H122ZM127 248H128V247H127ZM127 248H126V250L128 251L129 249H127ZM116 249H117V248H116ZM134 250H136V249H133V253L135 252ZM131 252H132V251H131ZM124 253H125V252H124ZM128 254H130V253H128ZM134 255H135V254H134ZM128 256H129V255H128ZM135 256H136V255H135ZM190 256H192V255L190 254Z\"/></svg>", "mask_w": 264, "mask_h": 264}]
</instances>
